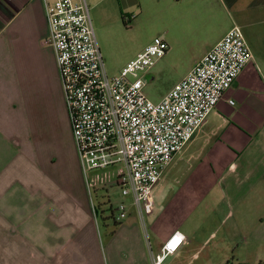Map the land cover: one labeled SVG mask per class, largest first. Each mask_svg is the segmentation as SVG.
Masks as SVG:
<instances>
[{"label":"crops","instance_id":"crops-1","mask_svg":"<svg viewBox=\"0 0 264 264\" xmlns=\"http://www.w3.org/2000/svg\"><path fill=\"white\" fill-rule=\"evenodd\" d=\"M146 1L140 0L139 5ZM150 2L176 17L202 13L206 21L210 17L211 26L214 22L221 26L214 37L208 25L194 24L195 42L178 32L163 39L168 48L161 59L179 53L190 60L180 79L234 26L252 55L189 141L199 148L204 145L213 157L219 153L222 166L232 169L235 196L225 194L215 212L207 208L205 215L194 220L181 212L171 213L168 207L174 204L156 200L148 227L139 215L113 222L102 244L88 214L83 219L85 227L64 228L68 212L57 191L70 188L59 180L67 169L55 144L47 142L55 141V129L67 112L54 54L45 44V9L41 0H0V264H151L150 253L158 254L174 232L181 233L184 242L162 264H233L229 261L232 254L218 244L225 233L233 234L232 239L238 236L244 247L264 252V0ZM73 145L69 155L77 175L81 168ZM49 146L54 149L47 150ZM175 156L163 170L156 184L160 185L152 189L155 197L163 189L159 182ZM218 185L224 187L223 182ZM74 186L82 188L80 183ZM46 189L52 190L47 193ZM238 204L241 211L236 217ZM238 260L237 264H251L241 257Z\"/></svg>","mask_w":264,"mask_h":264},{"label":"built area","instance_id":"built-area-1","mask_svg":"<svg viewBox=\"0 0 264 264\" xmlns=\"http://www.w3.org/2000/svg\"><path fill=\"white\" fill-rule=\"evenodd\" d=\"M65 107L80 168L116 167V186L130 198L143 220L140 205L163 170L188 143L224 92L251 61L242 33L232 27L193 68L158 101L144 93L147 73L167 44L155 38L118 75H108L84 0H41ZM230 104L233 102L230 101ZM92 204V202H91ZM116 224L127 218V204L110 208ZM94 219L96 208L91 206ZM184 242L171 234L151 264H162Z\"/></svg>","mask_w":264,"mask_h":264},{"label":"rangeland","instance_id":"rangeland-1","mask_svg":"<svg viewBox=\"0 0 264 264\" xmlns=\"http://www.w3.org/2000/svg\"><path fill=\"white\" fill-rule=\"evenodd\" d=\"M117 1L101 0L97 5L92 4L89 0L85 2L106 72L111 76L118 75L155 38H172L178 32V35L185 36L188 42H195L192 32L194 24L208 25L209 35L211 36L212 28L214 37L221 30V26L217 22L211 26L210 17L208 16L206 21L202 13H199L200 17L195 14L176 17L170 11H162L152 6L150 0L141 6L139 5L140 0H120L121 3ZM189 63L190 60L183 58L178 53L157 60L146 74L138 73L137 76L144 80L146 97L157 102L181 78ZM55 131L58 135L55 141L47 143L55 144L56 153L67 169L63 174H59V180H61V184L70 187H64L61 192L57 191V196L65 200L64 210L66 213L68 212L67 216L63 217V227L70 228L71 225L75 226L76 224L78 228L85 227L87 222H84L83 219L88 214L90 222L94 224L98 242L102 244L107 235V228H113L110 208L115 207L121 201L125 202L127 204L125 220L134 219L138 217L139 213L133 205L128 203L129 198L122 197L119 187L116 186V167L89 171L85 174L79 169L80 173L75 174V164L69 155L70 144H74V142L68 113ZM214 145L215 142H212L211 148H214ZM73 146L75 148V145ZM192 146H194V150H192ZM53 149L52 146L47 148V150ZM208 150L204 145L199 148L196 144L192 145L189 142L183 151L175 156L172 166L166 169L159 182L163 186L161 193L155 197V193L152 191L141 202L140 210L145 226L148 227L147 222L152 215L151 205L156 200H165L168 204H174L172 207H168L171 213L181 212L182 215L191 216V220H194L205 215L207 208H211L212 212H215L217 203L218 206L222 203L225 194L231 197L235 196V190L231 186V182L234 180L230 174L232 169L228 165L222 166L221 158L216 156L219 154L218 152L214 153L213 157ZM54 160L57 162L58 157ZM47 180L49 185L50 178L47 177ZM221 182H223V188L218 185ZM76 183L82 184L81 190L79 187L72 188ZM51 190L46 189L47 193ZM92 205L96 208L95 219L91 212ZM240 211V204L234 206L233 216L238 217ZM232 237L233 234L225 233L218 242L234 257L233 259L229 258V261L237 264L240 263L238 259L241 257L247 259L251 264H257L260 261L264 264L262 248L256 250L255 247H244L240 244L242 239H239L238 236L233 239Z\"/></svg>","mask_w":264,"mask_h":264}]
</instances>
